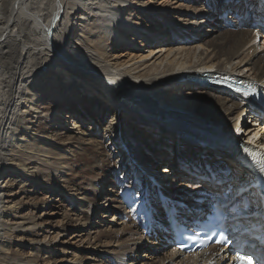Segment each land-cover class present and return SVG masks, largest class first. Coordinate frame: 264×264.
Returning a JSON list of instances; mask_svg holds the SVG:
<instances>
[{"label":"bare ground","instance_id":"bare-ground-1","mask_svg":"<svg viewBox=\"0 0 264 264\" xmlns=\"http://www.w3.org/2000/svg\"><path fill=\"white\" fill-rule=\"evenodd\" d=\"M256 1L247 0L248 15L233 18L230 30L219 21L222 11L228 13L236 6L231 1L226 5V0H217L222 8H216L210 23L212 14L181 4L176 7L179 3L172 0H0V264H93L108 256L120 264L148 244L152 245L150 253L161 254L172 237L157 229L158 243L149 241L133 219L144 217L153 206L161 223L152 182L174 198H199L201 192L196 197L180 194L172 186L178 177L198 181L183 166L201 162L203 153L208 154L204 160L210 164L218 152L226 163L235 164L234 176L239 171L252 172L254 179L245 159L238 164L235 156L243 155L242 145L249 146L248 141L240 144L247 116L254 122L247 132H264L263 117L249 114L253 109L262 113L264 107L221 85L198 86L201 83L188 76L212 72L264 85V51H258L256 44V33L264 37V32L256 20ZM240 2L238 6L245 5L244 0ZM178 10L195 19L201 16V21L180 23ZM165 22L177 25L167 30ZM206 25L213 29H205ZM185 28H189L187 38L206 31L213 34L206 36L208 41L201 35L200 45L192 46L182 38ZM150 116L154 123L148 120ZM67 119L73 122V130L80 131L79 136L56 131L61 124L67 125ZM213 141L218 143V152L201 146V142L210 146ZM229 141L234 142L232 148L226 146ZM4 179L8 181L5 186ZM118 187L122 189L119 196ZM140 187L149 191L144 208L127 214L136 201L133 193L139 194ZM46 198L64 201L60 210L62 222L67 223L55 235L49 232L30 241L34 245L27 256L10 253L4 244L13 234L38 235L45 226L36 211L59 209ZM108 212L121 216L117 223L130 237L117 249L103 248L120 241L100 231ZM94 227L99 231L92 238ZM69 230L74 231L72 236L88 233L87 240L80 241L83 248L71 242L52 245ZM72 248L77 252L70 260L64 259ZM83 250L90 256L78 254ZM222 251L211 247L200 256L184 258L173 249L159 260L160 264H223ZM53 257L58 259L54 262Z\"/></svg>","mask_w":264,"mask_h":264},{"label":"rangeland","instance_id":"rangeland-1","mask_svg":"<svg viewBox=\"0 0 264 264\" xmlns=\"http://www.w3.org/2000/svg\"><path fill=\"white\" fill-rule=\"evenodd\" d=\"M148 1V0H147ZM155 1H159V0H155ZM172 1H176V2H178L179 4H176L175 6L177 7V6H179L180 4H181V6L182 7H184V6H187V7H190V8H199L200 10H203V13H204V11H205V13H208V16L209 15H211L212 14V16H211V19L208 21L209 23H210V21L212 22L213 20H214V15H215V13L213 14V12H215L216 11V8H218V9H221L222 7H219V4H217V0H212V2H210L209 0H172ZM231 1V5H235V3L237 2V3H239V4H237L236 5V7L237 8H235V7H230L231 8V10L230 11H228V21L229 22H231L232 20H233V13H235V12H237L238 14H240V16H239V20H241L242 19V14H241V12H242V9H244V6H238V5H241V3L242 2H240V0H229V2ZM244 2H245V0H244ZM215 3H216V5H215ZM228 3V1L226 0V5H229V4H227ZM221 5V4H220ZM250 5V4H249ZM212 6H214V8L212 9ZM169 9V8H168ZM247 12H248V10H246ZM145 12H146V9L144 10V11H142V15H144L145 14ZM156 12H158V10H156ZM178 12V14H177V16H179V15H181L182 17L181 18H179L178 19V22H180V23H184V24H196V21H198V20H200V18H201V16H198L197 17V19H195L196 17L195 16H193V15H188L187 13H183L181 10L179 11H177ZM221 13V12H220ZM245 14H246V12H245ZM244 14V15H245ZM249 14H250V19H251V17H253V16H251V14L252 13H250L249 12ZM222 15V14H221ZM231 16V17H230ZM203 17H207L206 15L205 16H203ZM213 19V20H212ZM217 20V19H216ZM215 20V21H216ZM238 20V21H239ZM134 21H136L137 23L139 22L138 20H134ZM201 21V20H200ZM219 21L220 22H224V20H223V17H219ZM166 23V22H165ZM240 23V22H239ZM206 23H204V25H205ZM175 25H177V24H173V25H169V24H165V26H166V29L167 30H173V29H175ZM227 26V25H226ZM164 27V26H163ZM255 26H253V28H254ZM189 28H191L190 26H189ZM189 28L188 29H183L182 31H181V34H182V38L184 37L186 40H188V42L192 45V46H199L200 44H199V40H202V39H199V37H201V35H204L205 37H204V41H208L209 39H207L208 37H206V36H211L213 33H211V32H208V31H206L205 32V34H198L197 35V33L196 32H194V33H196V34H191L190 36L191 37H189V38H187L186 36H189L188 34H187V30H189ZM207 28V30H211V29H213V27L212 26H210V25H206L205 26V29ZM242 28V27H241ZM192 29H196V26H193V28ZM258 31H260L259 29H258ZM194 36V37H193ZM263 40H264V37L262 36V35H260V39L259 40H257L256 41V44L259 46L258 47V51H264V42H263ZM198 86H201V87H205L204 85H201V84H198ZM181 96V95H180ZM97 99V98H96ZM107 106V105H106ZM109 108L110 109H112L113 108V105H110L109 106ZM249 116H247L246 117V120L244 119V121H245V125L243 126L244 128H243V133L240 135V142H244L245 140H247L248 138H247V136H248V134L250 133V132H247L248 131V129H250V128H253L254 126V122L252 121V119H250V118H248ZM61 118V117H60ZM153 119H155V118H153V116H150L149 118H148V120L150 121V122H152V123H154V120ZM68 121H66L65 120V122L64 123H66L67 125H64V124H61V127H59L56 131H62V132H69L70 134H72L73 136H75V135H77L78 134V136L80 135L79 133H80V131L78 132V131H76V130H73V125H72V121L70 120V119H67ZM80 125H81V122H80ZM65 127H68L66 130H64L63 128H65ZM70 128V129H69ZM82 128V127H81ZM62 129V130H61ZM83 129V128H82ZM86 129H90V127H89V125L86 127ZM132 129V128H131ZM136 132L134 133L133 132V130H132V132L135 134V135H139V131H137L136 129H134ZM217 132V131H216ZM240 132H238V134H239ZM247 135V136H246ZM218 139V138H217ZM220 143V142H219ZM224 143V142H223ZM200 144H197V145H193V146H199ZM212 145H214V146H216V145H218V143H216V142H212L211 144H210V146H207L206 144H204L203 145V142H202V145L201 146H205V147H210V149H212ZM222 148L224 149V146H222ZM215 151H217V147H216V150ZM225 151V150H224ZM218 152V151H217ZM213 153H215V152H213ZM217 154V155H216ZM215 155L217 156V157H219V158H221L222 156H223V154L222 153H220V152H218V153H216ZM205 155L206 156H208V154L207 153H203V157L202 158H204L205 159ZM197 156L198 155H196L195 157L197 158ZM215 156V157H216ZM194 158V157H193ZM226 158V157H225ZM213 161L214 162H216L217 161V159L216 158H213ZM227 161V160H226ZM229 161V160H228ZM230 162H232L231 160H230ZM229 165V164H228ZM227 169H228V167H227ZM183 170V169H182ZM173 173H174V171L172 172V175H173ZM171 175V177H173ZM175 177V176H174ZM177 181H178V183L177 184H175L174 186H172V189H176V191L179 193L180 192V194H191V196L192 195H194L195 197H196V190H199V188L200 187H198L197 185L198 184H196V182L197 181H195V180H182V179H180V177H178L177 178ZM185 181H188V183L187 182H185ZM2 182H3V180H2ZM8 181L7 180H5L4 179V183H3V186H5L6 185V183H7ZM189 185V187L190 188H188V187H186L185 185H187V184ZM200 183H202L203 185H205L203 182H200ZM152 188H151V191L154 193V191H155V183L154 182H152ZM196 184V185H195ZM127 186H129L128 184L125 186V188H127ZM169 187V186H168ZM119 188V187H118ZM196 188V189H195ZM138 189V192H139V194H137V195H133V197H132V199H134V200H136L135 201V203H134V207L133 208H137V209H133V211L132 212H135V211H137V214L139 213V211L142 209V208H144V196H149V191L147 190L146 192L145 191H143V188L142 187H140V188H137ZM201 189V188H200ZM17 191H18V189H16ZM121 190L122 189H116V191H117V195L119 196L120 195V193H121ZM166 192H168L167 190H166ZM43 193V195H46L45 194V192H42ZM147 193V194H146ZM152 193V194H153ZM115 193L113 192L111 195H114ZM123 194V193H122ZM106 195V194H105ZM138 195H141V196H138ZM138 196V197H137ZM35 197H37V195H35ZM137 197V198H136ZM176 197H178V196H176ZM40 199H42L43 197H39ZM146 198H148V197H146ZM197 198V197H196ZM46 200L48 201V202H50L49 203V205L51 206V205H53V204H57L56 206L59 208L58 210L57 209H54V208H52V209H41V210H39V211H36V216H41L42 218H43V220H41V221H43V222H46L45 223V226L42 228V230L41 231H39L38 230V235H34V234H23V233H16V234H13V236H14V238H12V239H9V241L8 242H6L4 245L6 246V245H8V248H10V253H11V250H12V252H14V253H18V254H23V255H28L29 254V252L31 251V249L33 248V245L34 244H32L30 241H33V240H36V239H41L42 238V236L43 235H50V234H52V233H54V235L55 234H57L58 232H59V230H58V228L61 226V225H65L66 223H67V221L66 222H62L63 220V211L62 210H60V207L62 208L63 206H64V201H61V202H59V203H54L50 198H46ZM191 200V199H190ZM106 201L107 200H103L102 201V203L104 202V203H106ZM139 202H140V204H139ZM61 203V204H60ZM111 202H108V205L110 204ZM131 203H133V201L132 202H130V204ZM63 204V205H62ZM136 205V206H135ZM139 205L141 206L140 207V209L138 210V207H139ZM49 206V207H50ZM156 208V207H155ZM54 209V210H53ZM71 210H73V208H71ZM51 212V214H52V216H48V213H47V215L45 216L44 215V213L45 212ZM131 210L129 209L126 213L127 214H130V215H133V214H131V212H130ZM129 212V213H128ZM22 213L23 212H19V215L17 216V220L19 221L20 219H21V215H22ZM25 213H27V210L25 211ZM54 214V215H53ZM114 212H108L107 213V215L104 217L105 219L103 220V222H101V226L102 227H100V231H107L108 233H111L112 235H116V239H119L120 241H119V243L118 242H115V240L113 241V243H111L110 245H107V246H105V247H103V248H109V249H112V248H115V249H117V248H119L120 247V245H121V243H123V241H128V239L130 238L128 235H125V233H123L122 231H121V229L123 228V227H121V226H119L118 225V223H117V220L118 219H120L121 218V216H119L118 214L116 215L115 214V216H114ZM123 216V215H122ZM82 217V216H81ZM123 218H125V219H127L126 217H123ZM140 218H144V217H134L133 216V219H134V221L137 223L136 225L139 227V233L142 235V236H144L143 238H147L149 241H154L156 244L158 243L157 241H156V238H154L153 236H147V235H145V232H143L142 231V229L144 228L143 227V225H145V224H143L142 222H143V220L142 219H140ZM10 220L12 219L11 217L9 218ZM125 219H121L122 221L123 220H125ZM97 220V219H96ZM160 220V219H159ZM14 222H15V220H13ZM41 221H39V222H41ZM125 221H127L128 223H132L131 221H129L128 219L127 220H125ZM59 223H60V225H59ZM146 223V222H145ZM141 224H143L142 226H141ZM78 231V230H77ZM99 231V229H95V227H94V229H93V231H92V234H91V236H92V238L94 237V235L96 234V232H98ZM119 231V232H118ZM50 232V234H48ZM72 232H74V231H72ZM71 230H69L65 235H64V233H63V235L58 239V242H54V243H52V245L53 244H55V243H57V244H59V243H62V242H71V243H74V244H76V245H81V246H79L80 248H83V244H81L80 243V241L81 240H87V239H85V237H86V235L88 234L87 232H83V233H75L74 234V236H72L71 235ZM116 232H118V236H120V237H118L117 236V234H116ZM139 234V235H140ZM91 239V238H90ZM50 239H47L46 240V242H48ZM131 240V239H130ZM60 241V242H59ZM94 241V240H93ZM105 241V240H104ZM103 241V242H104ZM21 244V245H20ZM56 244V245H57ZM148 248H141L137 253H134L133 255H132V257H130V258H128L127 260H125V261H123V262H121L120 264H147V263H149V264H152V261L153 262H155L154 264H160V260H159V258L160 257H162V256H164V255H166V251L167 252H169V253H172L171 252V250H170V248L168 247V246H170V245H166L165 246V248L164 249H160L162 252H161V254H158V253H155L154 252V254H152V253H150L149 251H148V249L152 246L151 244H148ZM156 246L157 245H155V246H153L154 248H156ZM144 247H145V245H144ZM158 247V246H157ZM58 248H63V247H61V246H58ZM157 251V250H156ZM69 252H70V256H66L64 259H68V260H70L71 258H72V255H73V253H75V252H77V250H75V248H72L71 250H69ZM78 254H81L82 256H90V255H88V253L86 252V251H84L83 250V252L82 253H78ZM89 254H91V252H89ZM150 254V255H149ZM153 256H152V255ZM42 255H44V252H42ZM46 257H48L47 255H45ZM44 256V257H45ZM43 257V258H44ZM59 257V256H58ZM58 257L57 258H54L53 257V261L55 262L56 261V259H58ZM69 257V258H68ZM109 258H100L96 263H93V264H116V263H114L113 261H111L112 260V258L110 257V256H108ZM158 257V258H157ZM42 258V259H43ZM152 259V260H150V259ZM63 258H59V260H62ZM184 259V258H183ZM159 260V261H158ZM44 261V260H43ZM53 264H56V263H53ZM64 264H67V263H64ZM84 264H90L89 262H84ZM162 264H168V262L167 263H164L163 261H162Z\"/></svg>","mask_w":264,"mask_h":264},{"label":"snow or ice","instance_id":"snow-or-ice-1","mask_svg":"<svg viewBox=\"0 0 264 264\" xmlns=\"http://www.w3.org/2000/svg\"><path fill=\"white\" fill-rule=\"evenodd\" d=\"M257 40L260 38V33L257 32ZM227 80V77L224 78ZM240 91V89H236ZM244 95H248L247 92ZM238 132L242 131L241 129H237ZM259 139L258 134H254L253 138L248 141V143L255 144V141ZM242 151L246 157L245 164L247 167L258 175L253 182L252 179V172H241L240 174L236 175L233 179L235 184L237 185L235 189L236 196H242L243 193L248 192L249 188H260L259 192H252L249 194L248 197H244L239 204H233L227 208V211L230 213L237 212L238 209L242 208L245 212L249 211L253 206L261 209V215L264 216V145L261 146V149H254L242 145ZM164 171H168V169H164ZM229 192L232 191L231 188L228 189ZM170 211L175 212V206L170 208ZM217 236L216 243L220 245L230 244L232 241L230 240L229 236L226 235L223 231L219 233H214ZM191 239V237H189ZM261 239V238H257ZM264 242V241H262ZM180 250H183V246H180ZM232 264H262L261 260L254 258L251 253L244 252L240 249L233 250V255L231 257ZM225 264H229L228 261Z\"/></svg>","mask_w":264,"mask_h":264}]
</instances>
